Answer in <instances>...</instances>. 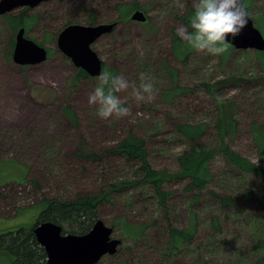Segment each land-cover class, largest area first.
<instances>
[{
  "label": "rangeland",
  "instance_id": "rangeland-1",
  "mask_svg": "<svg viewBox=\"0 0 264 264\" xmlns=\"http://www.w3.org/2000/svg\"><path fill=\"white\" fill-rule=\"evenodd\" d=\"M135 2L148 13L151 19L148 25L122 23L115 33L102 37L92 48L105 65L117 69L130 82L139 84L142 72L151 76L156 98L136 104L128 93H121L130 115L102 120L96 108L88 103L98 81L90 77L75 84L78 69L59 51L58 31L70 23L87 25L92 11L97 23H113L121 16L119 8L126 12V7ZM195 2L54 0L45 3L30 11V15L40 20L26 36L44 44L48 59L31 67L13 62L10 57L13 35L0 18V234L21 226L33 227L46 207L41 205L43 196L63 201L89 186L85 181L87 172L82 170L83 175L74 178L71 169L80 145L100 151L133 131L152 147L151 161L155 168L176 169L173 158L183 148L176 125L185 120L209 125L215 122L214 104L201 86L204 83H226L218 96L235 102L238 123L237 133L229 143L237 153L264 167L252 136L254 125L264 129V70L255 51L235 50L225 63L219 56L195 51L187 64L172 53L177 29L188 26L191 31L184 16L194 12ZM25 10L11 15L17 16ZM259 13L264 15V0H253L248 14L254 18ZM164 64L178 71L179 84L192 88L188 102L178 99L168 104L163 100V92L170 87ZM67 107L77 113V128L61 112ZM213 170L212 189L236 199L229 210H222L219 202L206 194L201 204H194L183 184L169 187L173 195L169 198L168 214L159 217L157 206L150 200L144 204L142 198L133 202L125 196L118 198L116 205L105 206L107 226L112 227L123 217L133 224L157 221V225L138 243L123 241L117 253L120 258L106 256L99 263L264 264V203L260 204L264 200V181L240 175L220 156L213 162ZM34 179H39L40 190L32 184ZM143 194L147 196L146 191ZM246 195H250L251 201L245 200ZM193 212L199 228L194 245L170 257L168 227L186 226ZM214 217L222 223V234L213 228ZM113 237L122 239L120 228ZM0 264H12V260L0 254Z\"/></svg>",
  "mask_w": 264,
  "mask_h": 264
},
{
  "label": "trees",
  "instance_id": "trees-1",
  "mask_svg": "<svg viewBox=\"0 0 264 264\" xmlns=\"http://www.w3.org/2000/svg\"><path fill=\"white\" fill-rule=\"evenodd\" d=\"M243 2L248 13L249 8L251 9L253 6V0H243ZM139 7L141 6L135 2L133 7H126V12L119 8L122 14L119 21L127 20L129 14ZM193 14L194 12H190L184 16L188 25H190ZM249 17L251 16L249 15ZM2 18L7 29L13 35V43L11 44L13 53L10 54L13 60L14 37L22 28L25 29L26 34L29 33L40 19L38 16L30 15L29 9L17 16L6 15ZM251 18L264 35V15L259 13ZM95 20V12L92 11L91 19L86 24L93 23ZM67 25H64L62 29ZM62 29L58 31V35ZM39 45L45 48L44 44L40 43ZM171 48L176 58L184 64L188 63L195 52L185 43H172ZM234 51L235 49L229 46L228 50L219 57L225 63ZM255 53L261 68L264 70V52ZM163 69L170 80V87L162 94L163 100L168 104L178 99L188 102L187 97L193 94L192 88L179 84L177 70L169 68L166 64H164ZM103 70H107L113 75H119L117 69L109 68L104 62ZM88 78L90 77L87 73L78 69L75 84ZM225 84L220 82L219 84L204 83L201 85L214 104L215 122L213 124L185 120L176 125V134L179 139H182L181 144L183 146L173 158L176 169L155 168L151 161L150 150L152 147L148 146L146 139L136 135L133 131H130L115 144L100 151L88 149L85 144L80 145L74 156L75 162L72 163L71 169L74 170V178L82 176V170L87 172L85 181L88 182L89 186L85 190L79 191L74 198L63 201L43 196L41 205H46V207L38 216L37 223L49 221L61 225L66 234L85 235L98 220L104 221L105 206L116 205L117 199L124 196L131 202L142 198L146 204L150 200L152 205H156L158 208V217L161 214L167 215L170 205L169 198L173 195L169 191V187L174 184H183L184 191L190 194L196 205L201 204L203 196L206 194L218 201L222 210H229L236 203L234 196L219 194L212 189L215 177L213 162L217 156H220L229 167L236 170L240 175L263 181L264 167L237 153L229 143V139L237 133L238 123L235 119V102L228 99H223L221 102L218 99V93ZM61 112L75 128L79 126L77 113L72 111L70 107L64 108ZM252 136L258 154L264 161V129L259 125H254ZM32 184L35 188L41 189L39 179H34ZM145 191L147 196L143 197ZM245 200L251 201L250 195H246ZM263 203L264 200L261 199L260 204ZM212 223L214 230L222 234L223 228L219 218L214 217ZM156 225L157 221L152 224H133L127 217H123L112 224V229L115 233L117 228H120L122 232L120 247H122L123 241L128 240L135 244L147 238L150 229ZM197 225L198 218L193 212L191 220L186 226L179 228L170 225L168 227L167 247L172 250L170 257L178 256L184 253L188 247L194 245L199 230ZM21 227L15 231L0 234V254L8 255L12 264H46L47 255L35 238L34 226L31 228ZM119 249L118 252H120ZM115 257L120 258L118 254L113 256V258Z\"/></svg>",
  "mask_w": 264,
  "mask_h": 264
},
{
  "label": "water",
  "instance_id": "water-1",
  "mask_svg": "<svg viewBox=\"0 0 264 264\" xmlns=\"http://www.w3.org/2000/svg\"><path fill=\"white\" fill-rule=\"evenodd\" d=\"M53 0H0V17L21 9L35 10ZM241 3L246 7L243 0ZM247 11V7H246ZM146 14L138 10L131 16L132 21L145 22ZM115 23L81 25L72 24L58 36V49L77 69L91 78H97L103 69V61L92 46L103 36L111 34ZM228 45L235 50L264 52V35L248 15L247 26L235 38H227ZM48 59L43 46L28 39L22 28L16 35L13 62L19 66L39 65ZM34 235L47 255L46 264H98L106 256L117 254L121 239L113 237L112 227L98 220L85 235L66 234L61 225L53 222L37 223Z\"/></svg>",
  "mask_w": 264,
  "mask_h": 264
},
{
  "label": "clouds",
  "instance_id": "clouds-1",
  "mask_svg": "<svg viewBox=\"0 0 264 264\" xmlns=\"http://www.w3.org/2000/svg\"><path fill=\"white\" fill-rule=\"evenodd\" d=\"M193 7L191 31L188 26H181L176 34L197 52L211 56L224 54L229 47L227 38H235L247 26L248 13L241 0H196ZM97 81L88 103L96 108V114L102 120L130 115V108L125 106L121 93H128L136 104L152 102L156 98L152 78L143 72L140 73L139 84L107 70L100 73ZM218 99L222 102L224 98Z\"/></svg>",
  "mask_w": 264,
  "mask_h": 264
},
{
  "label": "flooded vegetation",
  "instance_id": "flooded-vegetation-1",
  "mask_svg": "<svg viewBox=\"0 0 264 264\" xmlns=\"http://www.w3.org/2000/svg\"><path fill=\"white\" fill-rule=\"evenodd\" d=\"M54 1V0H53ZM52 2V1H51ZM134 6V5H133ZM132 6V7H133ZM21 10H23V9H21ZM119 11H120V13H121V10L120 9H118ZM138 10H141V11H143L145 14H146V17H147V19H146V21L145 22H140V21H132L131 20V16H132V14L134 13V12H136V11H138ZM19 11V10H18ZM30 11H32V10H30ZM8 15H11V14H8ZM122 15V14H121ZM6 16V15H5ZM5 16H3V17H5ZM121 17V16H120ZM120 17L117 19V21H115V22H113V23H115V27H114V30H113V32L111 33V34H113V33H115V31H116V29H117V27L120 25V24H122V23H135V24H141V25H148V23H149V21L151 20L150 19V17H149V15H148V13L144 10V9H142V7H139V8H137V9H135L134 11H132L130 14H129V16H128V18H127V20H123V21H119V19H120ZM0 18H2V17H0ZM72 24H80V23H70L69 25H72ZM96 24H110V23H97V21L95 20V22H93V23H89V24H87V25H96ZM69 25H67V26H69ZM81 25H83V24H81ZM66 26V27H67ZM65 27V28H66ZM65 28H63V29H65ZM62 29V30H63ZM25 30V29H24ZM111 34H108V35H105V36H109V35H111ZM17 35V34H16ZM25 36H26V31H25ZM27 37V36H26ZM104 37V36H103ZM176 37H178V36H176ZM175 37V38H176ZM28 38V37H27ZM102 38V37H101ZM100 38V39H101ZM99 39V40H100ZM98 40V41H99ZM174 42L175 43H181L180 42V40H179V38H177L176 40L174 39ZM15 43H16V37H15ZM15 48V47H14ZM16 64V63H15ZM35 66V65H34ZM21 67H31L30 65H27V66H21ZM38 220V219H37ZM37 223H35V225H36ZM35 225H34V227H35Z\"/></svg>",
  "mask_w": 264,
  "mask_h": 264
}]
</instances>
